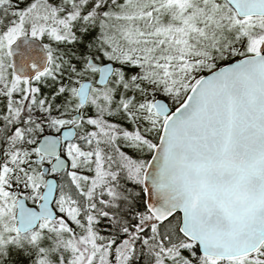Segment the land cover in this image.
<instances>
[{"label":"snow or ice","instance_id":"1","mask_svg":"<svg viewBox=\"0 0 264 264\" xmlns=\"http://www.w3.org/2000/svg\"><path fill=\"white\" fill-rule=\"evenodd\" d=\"M0 264H264V0H0Z\"/></svg>","mask_w":264,"mask_h":264}]
</instances>
